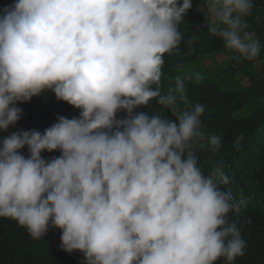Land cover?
Instances as JSON below:
<instances>
[{"label": "clouds", "instance_id": "clouds-1", "mask_svg": "<svg viewBox=\"0 0 264 264\" xmlns=\"http://www.w3.org/2000/svg\"><path fill=\"white\" fill-rule=\"evenodd\" d=\"M254 7L204 0L196 11L252 61ZM191 8V0H15L0 10V217L33 239L51 223L61 250L83 253V264H232L244 255L228 219L239 205L221 188L228 177L219 165L205 175L194 154L206 136L204 106L189 102L180 76L161 90L163 56L179 45ZM45 91L79 116L58 115L43 132L9 131L22 118L18 104ZM153 100L174 119L134 111ZM208 140L217 152L219 137Z\"/></svg>", "mask_w": 264, "mask_h": 264}, {"label": "trees", "instance_id": "trees-1", "mask_svg": "<svg viewBox=\"0 0 264 264\" xmlns=\"http://www.w3.org/2000/svg\"><path fill=\"white\" fill-rule=\"evenodd\" d=\"M14 2L0 0V10ZM203 2L191 0L192 8L178 25L182 39L176 49L163 56L161 90L167 94L169 87L175 86V77L180 76L189 102L204 106L201 121L206 136L196 143L194 154L205 175L215 171L214 165L220 166L229 181L221 184V188L230 192L233 202L239 205V211L230 212L228 219L241 229L245 248L244 255L232 264H264V65L242 59L227 49L221 38L208 32L204 14L196 11ZM253 3L252 16L246 18L249 25L246 31L259 42L257 57L264 61V0H253ZM257 16L261 18L259 22L255 19ZM193 36L196 39L189 43ZM236 75L241 77L234 79ZM18 106L23 109L22 118L9 131L43 132L56 122L58 115L78 117L80 111L57 100L51 91ZM134 111L149 114L162 111L174 119L154 100ZM125 115L119 112L117 118ZM4 135L0 132V139ZM210 136L219 137L221 142L215 153L208 150ZM21 152L27 156V147ZM41 155L51 159L60 152L45 151ZM61 234L50 223L41 239H33L17 221L0 217V264H83V253L61 250ZM216 264H226V261L221 257Z\"/></svg>", "mask_w": 264, "mask_h": 264}, {"label": "rangeland", "instance_id": "rangeland-1", "mask_svg": "<svg viewBox=\"0 0 264 264\" xmlns=\"http://www.w3.org/2000/svg\"><path fill=\"white\" fill-rule=\"evenodd\" d=\"M252 62H254L257 66H262V65H264V61L260 60L258 57H256L254 60H252ZM207 65H208L209 67H213V65L210 64V63H207ZM239 77H241V76L236 75L234 79H238Z\"/></svg>", "mask_w": 264, "mask_h": 264}]
</instances>
